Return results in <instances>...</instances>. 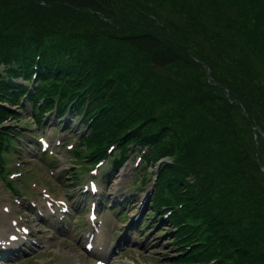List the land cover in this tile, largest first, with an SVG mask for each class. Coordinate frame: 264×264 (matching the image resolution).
<instances>
[{"label": "trees", "instance_id": "trees-1", "mask_svg": "<svg viewBox=\"0 0 264 264\" xmlns=\"http://www.w3.org/2000/svg\"><path fill=\"white\" fill-rule=\"evenodd\" d=\"M24 18L33 26H25ZM0 32L5 33L2 59L7 66L15 59L2 75L6 89L20 90L13 78L25 76L21 64L28 67L38 51L41 63L50 60L47 78L52 73L59 83L80 80V85L93 80L87 111L105 100L119 101L94 128L120 125V114L135 108L127 119L136 118L140 141L163 138L175 162L153 198L157 207L167 208L184 201L176 205L177 216L188 226L187 240L201 249L181 261L264 259V139L252 151L235 117L256 125L260 118L251 108L259 94L257 114L264 116V83L255 81L261 77L256 63L264 71V0H0ZM109 61L117 70L107 67ZM91 65L94 73L88 74ZM160 67L164 75L156 71ZM136 87L148 101L144 111L141 101L127 94ZM71 94L83 95L80 89ZM166 103L176 110L157 114ZM246 179L253 181L248 194L239 183Z\"/></svg>", "mask_w": 264, "mask_h": 264}, {"label": "rangeland", "instance_id": "rangeland-1", "mask_svg": "<svg viewBox=\"0 0 264 264\" xmlns=\"http://www.w3.org/2000/svg\"><path fill=\"white\" fill-rule=\"evenodd\" d=\"M134 16L137 17V15ZM23 24L31 27L34 21L24 18ZM189 43L195 45V41ZM194 49H198V47L196 46ZM99 56L101 55L99 54ZM103 64L104 60L101 62L100 71ZM107 67L117 70V68L112 67L110 61ZM256 67L261 77L257 75L255 81L262 79L261 82L264 83L263 68L258 63H256ZM156 71L161 75L166 72L161 67L156 68ZM109 74L115 75L114 72ZM241 76L242 74L239 75V78ZM119 80L120 77L117 78L116 83H119ZM139 80H142L141 76H139ZM68 83L73 88L78 86L72 80H69ZM142 84L144 85V83ZM144 93L146 94V91ZM127 94L141 101L143 111L147 109L148 101L139 97L137 87L127 91ZM259 98L262 99L263 95L259 94ZM150 99H154V96H151ZM260 99H257L251 108V112L260 118L256 125H249L245 119H241L238 114H235L239 135L243 141L249 144V147L252 146V151H254V147H258V141L264 139V132L259 128H264V116L257 114L258 107L256 106ZM110 100L112 101V99ZM16 109L17 107H14V110ZM175 110L176 107L173 104L166 103L156 113L166 115ZM74 120L72 118L64 120L62 123V119L56 120L57 124L62 125L59 131L56 129V123L36 127V124L30 116H27L26 112L7 116L0 122L3 124L0 125V131L7 132L9 135L11 134L10 130L14 131L13 129L18 131L29 130L27 132L30 133V138L21 143L23 147L16 145L17 148L22 149L20 154L17 153L18 149L16 148L11 155L7 153L0 155V250L3 246L7 248L9 241L13 240L10 239L12 233L21 232L22 229L25 230L15 239L11 251L7 253L0 252V264H96L97 259L92 257L94 255L93 249L89 251L85 249V238L81 234L86 229L83 223L87 221V215L83 214L75 219L77 212L70 214L72 198L83 192V189L80 188L83 186H77L75 179L78 178L77 181L81 180V182L85 179L86 184L91 177L90 172L92 170V166L89 165L91 161L88 158L92 150L89 145L91 141L86 142L85 138L88 137V134L83 133L81 125ZM135 120V117L127 119L123 114H120L118 119L120 125L105 124L107 126L105 133L108 137L115 139L124 137L128 131L138 126L136 125L137 120ZM102 123L104 124V122ZM188 125L189 121L187 120L181 127L188 130ZM164 127L167 128L166 125ZM64 131L67 132L64 133ZM163 131L164 128L159 135H162ZM258 134H260L259 138ZM77 135H79L78 139ZM5 138L9 139V136ZM46 139L50 140V145L44 151L38 150V141ZM155 139L163 138L157 136ZM154 154L160 157L170 155V153H166L163 143L155 145ZM255 155H257V149ZM136 161L139 162L138 159ZM137 163L127 162L119 171L112 170L110 176L105 177L104 181H107L105 188L111 191V195L114 192L125 193L128 196L127 198L130 199V196L136 192L137 195L141 194L143 197L141 191H131L129 188L132 185L131 179L134 174H138L144 169L141 168L144 163L135 168ZM149 170H154V167L150 166ZM114 172H116V175L111 179ZM104 173V171L98 170V175H104ZM246 177L249 176L246 174ZM239 183L241 184L240 188H243L248 194L253 181L246 179L239 181ZM150 184L151 182L148 180L145 188L148 189ZM143 198L145 207L141 210H139V207H130L127 210L129 216L125 213V217H121V212L117 211L122 219L118 218L119 215L114 216L110 212H105L99 219L104 226L103 228L105 230L112 228V232H116L143 220L144 215L147 213L146 209L151 208L149 198ZM48 199L63 201L67 208L69 207V215H62L63 213L58 211L61 207L56 208V204H50L49 206L47 204ZM122 199L123 196L121 195L108 198L113 203H118ZM182 202L184 201H175V204L178 205ZM105 205L108 206L107 203ZM5 208L8 210L6 211ZM224 211L226 212L225 209ZM78 212H82V210ZM132 214H139V217L134 221L131 217ZM60 217L64 218L65 222H61ZM250 221L255 224V221ZM200 222L197 221L196 223ZM147 223L148 226L140 232L126 233V239H131V242L127 240L125 244L119 247L117 246L120 243L113 241L111 238L106 239L108 242L103 240L105 250L110 251L117 247V250L112 251L109 258L103 263L177 264L176 260L180 249L172 238L175 232L170 231V229H173L172 226L162 222L156 228L151 229L149 227L150 222ZM8 253L9 255H7ZM213 262L218 263L215 259H210L206 264H212ZM259 262H264V259Z\"/></svg>", "mask_w": 264, "mask_h": 264}, {"label": "bare ground", "instance_id": "bare-ground-1", "mask_svg": "<svg viewBox=\"0 0 264 264\" xmlns=\"http://www.w3.org/2000/svg\"><path fill=\"white\" fill-rule=\"evenodd\" d=\"M25 220H27V219H25ZM24 221V220H23ZM29 226V225H28ZM21 238V237H20Z\"/></svg>", "mask_w": 264, "mask_h": 264}]
</instances>
